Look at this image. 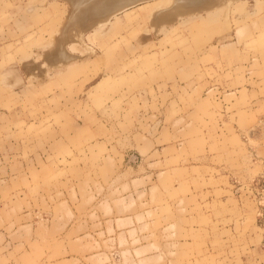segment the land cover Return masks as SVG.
Returning <instances> with one entry per match:
<instances>
[{
    "label": "rangeland",
    "instance_id": "obj_1",
    "mask_svg": "<svg viewBox=\"0 0 264 264\" xmlns=\"http://www.w3.org/2000/svg\"><path fill=\"white\" fill-rule=\"evenodd\" d=\"M66 1L0 0V146L10 136L39 145L52 133L39 130L41 124H59L68 138L77 124L71 142L78 154L67 149L73 161L63 159L64 168L81 172L89 163L102 175L115 171L128 191L150 187L148 203L161 207L152 212L155 223L143 213L139 236L147 255L139 264H264V0H234L158 29L153 13L171 0H139L85 32L83 44L70 42L62 50L53 38L70 11ZM71 53L78 58L69 61ZM149 110L155 115L146 120L157 121L152 129L140 127ZM189 111L191 124L183 116ZM172 118L179 127L173 133ZM13 124L21 130H10ZM122 137L129 141L126 152L118 162L107 161L102 140L121 143ZM173 137L172 150L161 149ZM132 138L143 146L134 147ZM87 151L94 152L91 160ZM53 174L48 166L32 172V190L40 182L50 185ZM102 181L96 186H107ZM86 182L80 179V187ZM86 208L80 206L78 216H87ZM44 216L35 210L28 220L40 227ZM78 235L65 244L69 251L56 238L26 244L31 255L49 254L41 264L129 263L120 262L110 244L104 252L114 257L95 260L101 247L87 250L90 240ZM108 239L114 248L116 240ZM25 247L12 248L14 264H38L24 257Z\"/></svg>",
    "mask_w": 264,
    "mask_h": 264
},
{
    "label": "crops",
    "instance_id": "obj_2",
    "mask_svg": "<svg viewBox=\"0 0 264 264\" xmlns=\"http://www.w3.org/2000/svg\"><path fill=\"white\" fill-rule=\"evenodd\" d=\"M153 115H155L154 111L149 110L143 117H140V121L142 122L140 123V127L151 129L153 126L155 127L157 121H153L154 119L146 120V118ZM183 116L191 124V112H186ZM168 122L172 133L176 131L175 129H179L176 126V119L172 118ZM27 126L28 123L22 129H25ZM47 126L46 124L39 125V130L45 129L52 132L49 138H41L39 145H37L35 139L17 140L10 136L8 139L3 140V146H0V264H14V260H16L18 255L10 256V253L13 250L12 248L20 244L26 245L25 248L27 250L24 252V257L29 259L34 257V259L39 261L38 264H41L42 260H46L49 254L47 253V256H45L41 252H38L36 255H31V252L34 251L29 249L30 247H27V242L31 243L36 239L39 243L56 238L58 240V247L60 249L65 247L67 250L65 244L69 242V239L72 242H76L79 239L77 237L79 236L78 234L90 240L87 243L83 242V244L86 243L87 250L98 246L101 247L100 250L102 251H99V254L94 257L95 260L105 258L107 255V259L114 257L112 254L109 256L108 251L104 252L106 250L105 245L110 244L111 252L113 250L119 252L118 260L120 262L123 260L127 262L128 260L129 263L131 261L130 264H139V260L144 259L147 255L142 247L143 242L141 241L143 238L139 236L140 228L143 227L142 217L145 213L148 216L152 215L147 220L155 223L157 218L152 212L161 209L159 204L148 203L152 192L151 188L140 186L133 189L129 188V192L126 188H123V184L116 180L115 171L109 170L105 175H102L98 172V169H90L89 163L88 169L81 172L77 166H75V170L72 172L68 166L64 168L63 159H67L68 162L73 161V155H67V151L70 150L71 154H78L71 140L77 135L76 131L79 129V125L72 124L69 127L68 135L70 136L68 138L60 134L62 128L59 124H51V126H48L49 128ZM181 128L184 129V127ZM10 130L19 132L21 129L13 124V128ZM87 133H92L93 135V129L91 127L87 128ZM119 135L120 137L122 136V134ZM149 139L152 140V137ZM102 141L105 142V150L102 156L111 162L115 160L118 162L119 156L117 155L122 154L120 153L121 151L125 153L127 142L129 143L123 137V142H121L123 144L120 141L112 143L106 138ZM174 141V137L171 138L169 142L162 144L161 149L167 146L172 150L177 144ZM143 143V140L136 141L134 138L131 140V144L136 148L143 146ZM62 144L66 147L65 149H61L63 147ZM65 152L66 154H64ZM94 152L90 153L87 151L88 159L90 158L91 160ZM173 157L171 155L168 156L170 159ZM46 166L51 168L52 173H54L52 175L54 179L49 183L50 185L40 182L37 190H32L34 185L31 182L32 172L35 173L37 170L42 171ZM42 177L43 174H38L40 180H42ZM84 178L89 180V183L86 182V186L89 185L88 187H80L79 181ZM95 179H99V182L95 181ZM104 179L108 180L106 182L107 186L101 188L98 185ZM61 181H66L67 185H63ZM111 182L113 184L109 185ZM82 188L85 190H82ZM156 193L166 194V192L159 189ZM35 198L38 199L39 207L34 205ZM84 205L87 206L86 212L88 215L84 217L78 216V208L80 206L84 207ZM31 210H38L46 215L44 217L48 219L47 223L40 227L34 226L28 220L29 214L32 212ZM81 227H86V230L80 229ZM69 229H72L70 236L68 234ZM36 231L41 234H38ZM64 233H66L67 237L64 236ZM108 236H110V239L114 238L116 240L114 248H112V242L108 239ZM168 243V241L162 240L164 251L169 250ZM95 250L98 251V249ZM72 252L75 259L81 260L80 254H77L74 250ZM154 252H157V250ZM158 255L160 254H154L157 258ZM56 260L57 258H54L50 261L55 263Z\"/></svg>",
    "mask_w": 264,
    "mask_h": 264
},
{
    "label": "bare ground",
    "instance_id": "obj_3",
    "mask_svg": "<svg viewBox=\"0 0 264 264\" xmlns=\"http://www.w3.org/2000/svg\"><path fill=\"white\" fill-rule=\"evenodd\" d=\"M67 1L71 5V8L69 7L70 11L68 15L66 14L67 15L66 18L63 19V23L60 22L61 23L60 24L61 27L59 28L60 30H58L57 27V30L59 31L58 34L61 33V35L57 37L54 36L55 38H53L54 45L62 50L64 49L63 47L70 42L82 43L85 32L94 29L96 27L99 28L103 27L107 22H109L111 17L115 15L118 10L125 7L126 5L132 3L134 4L139 0H67ZM233 1L234 0H171L172 3L170 6H167L166 8L158 9L153 13L152 21L156 29H158L163 24L176 20L180 15H187V14L207 11L210 9L217 8L222 4H227V5L229 3L231 4V2ZM89 49L91 48L89 47ZM87 52L88 50H86V53ZM76 58H78V56H75L74 54L71 53L69 54L68 60L73 61V59ZM65 61L67 60L60 61L56 65H62ZM40 73H42L41 70Z\"/></svg>",
    "mask_w": 264,
    "mask_h": 264
}]
</instances>
